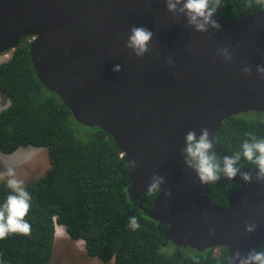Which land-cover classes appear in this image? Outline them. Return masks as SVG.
<instances>
[{
	"label": "water",
	"instance_id": "obj_1",
	"mask_svg": "<svg viewBox=\"0 0 264 264\" xmlns=\"http://www.w3.org/2000/svg\"><path fill=\"white\" fill-rule=\"evenodd\" d=\"M214 18L220 29L197 32L165 0H0V53L34 36L37 76L79 123L116 140L134 200L150 191L154 173L165 176L147 214L170 226L167 238L179 247L225 246V264H231L237 250L247 255L264 244V181L225 178L239 187L221 206L212 201L210 184L186 166L182 150L189 130L200 135L206 127L223 159L229 154L216 141L223 121L264 111V74L256 71L264 65V11ZM133 25L154 33L143 57L126 47ZM116 64L121 71L113 70ZM246 65L251 73L243 71ZM252 223L255 231L247 232Z\"/></svg>",
	"mask_w": 264,
	"mask_h": 264
},
{
	"label": "trees",
	"instance_id": "obj_2",
	"mask_svg": "<svg viewBox=\"0 0 264 264\" xmlns=\"http://www.w3.org/2000/svg\"><path fill=\"white\" fill-rule=\"evenodd\" d=\"M258 10L264 11V2L221 0L216 15L239 19ZM30 38H22L11 57L0 63V95L10 100L0 111V152L43 147L50 167L42 176L23 182L32 196L25 217L31 235L0 239V262L51 264L57 225H62L72 239L85 241L86 255L105 263L225 264V246L200 251L179 247L167 238L170 226L147 214L160 190L134 200L124 152L105 130L79 123L63 100L41 82L32 62ZM248 133L264 138V111L226 118L216 141L232 155ZM217 159L222 161L218 155ZM239 166L242 171L255 168L243 158ZM238 187L225 178L210 183L211 199L228 206L229 193ZM10 192L7 180L1 181L0 205ZM130 216L137 217L139 229L128 226Z\"/></svg>",
	"mask_w": 264,
	"mask_h": 264
},
{
	"label": "clouds",
	"instance_id": "obj_3",
	"mask_svg": "<svg viewBox=\"0 0 264 264\" xmlns=\"http://www.w3.org/2000/svg\"><path fill=\"white\" fill-rule=\"evenodd\" d=\"M264 2V0H258ZM167 10L177 18L181 15L186 19L187 24L192 26L197 32H207L209 26L220 29L222 25L214 18L217 10L221 6V0H165ZM154 36L153 31L145 26L133 25L126 41V47L131 49L137 57H143L149 51V44ZM32 42V41H31ZM14 52V50H11ZM228 60L227 49L221 50ZM9 52V51H8ZM12 52V53H13ZM169 63H172L169 60ZM114 71H121L122 66L116 64ZM245 73H251L252 67L246 65L243 68ZM256 71L264 74V65H256ZM201 134L197 135L195 129L189 130L185 135V147L183 148L184 163L187 167L195 170L201 184H210L222 178L232 180L238 175L247 183L253 179L264 181V138H258L252 133H248L240 150L232 155H226L222 161L217 159L214 149V140L208 128H201ZM255 165L257 170L255 177L251 172L242 171L239 166L241 159ZM135 165L136 161L131 162ZM7 187L11 192L6 197L5 202L0 205V239L6 238L9 234L31 235V224L25 219L31 208L32 196L24 187L23 181L16 179L15 171L11 168L7 171ZM166 177L159 173H154L148 186L150 191L163 189ZM171 196V191L166 192ZM128 226L132 230L140 228V223L136 216L128 218ZM256 229L254 223L246 225L247 232ZM2 264V262H0ZM231 264H264V245L260 250H250L247 255L237 250L231 258Z\"/></svg>",
	"mask_w": 264,
	"mask_h": 264
},
{
	"label": "rangeland",
	"instance_id": "obj_4",
	"mask_svg": "<svg viewBox=\"0 0 264 264\" xmlns=\"http://www.w3.org/2000/svg\"><path fill=\"white\" fill-rule=\"evenodd\" d=\"M8 55L0 53V63L9 59ZM10 104V100L0 95V111ZM17 160V161H16ZM50 167V162L46 148L26 147L19 149L12 154L0 152V182L8 180L7 171L13 169L16 179L31 180L42 176ZM60 234L56 238L55 248L51 264H114V262L105 263L98 257L86 255L85 241L74 240L66 232V229L60 228Z\"/></svg>",
	"mask_w": 264,
	"mask_h": 264
},
{
	"label": "bare ground",
	"instance_id": "obj_5",
	"mask_svg": "<svg viewBox=\"0 0 264 264\" xmlns=\"http://www.w3.org/2000/svg\"><path fill=\"white\" fill-rule=\"evenodd\" d=\"M17 161V160H16ZM60 228H62V229H65V227L64 226H62V225H57V229H56V238H58V236H59V234H60ZM60 237V236H59Z\"/></svg>",
	"mask_w": 264,
	"mask_h": 264
},
{
	"label": "built area",
	"instance_id": "obj_6",
	"mask_svg": "<svg viewBox=\"0 0 264 264\" xmlns=\"http://www.w3.org/2000/svg\"><path fill=\"white\" fill-rule=\"evenodd\" d=\"M34 38H35L34 36H33V37H31V38H30V41H33V40H34ZM6 55H8V52H6ZM11 55H12V53H11ZM123 154H124V153H123ZM123 154H121V155H123Z\"/></svg>",
	"mask_w": 264,
	"mask_h": 264
}]
</instances>
